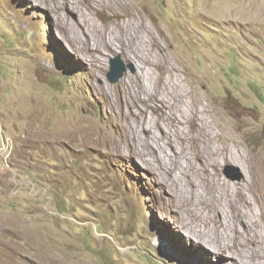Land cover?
<instances>
[{
	"label": "rangeland",
	"instance_id": "obj_1",
	"mask_svg": "<svg viewBox=\"0 0 264 264\" xmlns=\"http://www.w3.org/2000/svg\"><path fill=\"white\" fill-rule=\"evenodd\" d=\"M107 4L94 26L84 0H0V264H264V225L233 223L221 191L215 213L201 182L192 189L185 181V160L172 166L160 133L138 130L135 150L122 147L126 157L82 146L93 129L122 139L117 94L139 71V60L122 54L107 15L133 10L159 36L186 89L222 106L237 119L245 152L264 156V0ZM126 22L135 34L137 19ZM102 30L114 46L104 43L94 53ZM104 92H111L114 108ZM143 109L139 103L133 126H141ZM74 113L92 124H81L85 137L48 145L50 133L71 127ZM213 123L222 133L221 117ZM145 140L157 144L143 146ZM157 147L164 169L157 163L151 170L145 162L156 158ZM229 166L235 180L226 175ZM220 174L238 184L247 177L235 162L222 161ZM213 220L224 228L214 231ZM224 245L233 252L221 251Z\"/></svg>",
	"mask_w": 264,
	"mask_h": 264
},
{
	"label": "bare ground",
	"instance_id": "obj_2",
	"mask_svg": "<svg viewBox=\"0 0 264 264\" xmlns=\"http://www.w3.org/2000/svg\"><path fill=\"white\" fill-rule=\"evenodd\" d=\"M84 1L86 3L85 7H87L89 11L88 23L94 26L97 25L94 16L104 13V9L102 8L103 2L108 3L107 7L114 6V0ZM116 15H120L124 20L117 19ZM107 16L110 18L111 25L115 24L114 28L118 30V35L115 36V39L119 41L122 46V54L127 60L134 61V58L136 61L139 60V64L135 62L137 63L136 65L139 71L131 76L129 82H125L123 87L118 90V105L116 107L112 102L114 99L112 100L109 95L112 91L109 94L106 92L103 93L108 101L112 100L111 104H109L110 107H115V111L117 114L119 113V115H117L118 120L116 126L122 134V139L110 137L105 135L107 132L102 133L100 130L93 129L94 132L92 131L90 136L88 135L87 139H84V144L82 146L88 148L89 145V147L106 149V154L111 157L114 155L126 157L127 155L122 150V147H130L131 152L135 150L137 141L136 132L138 130L145 135H151L150 137L155 136L156 132H158L161 134L158 140L159 145L161 146V143H163L164 147L171 151V155L167 156L172 166L177 164L180 159L185 160L186 165L181 172L184 179H186L185 181H187L192 189L196 188V182L198 180L201 182L198 186L200 188L202 187L204 191L203 195L208 199H205V202L208 201V206L214 208L215 213L218 212L216 207L220 199L217 194L221 191L222 194L220 193V196L226 198L225 200L230 203L232 213V218L230 219L233 223L237 221L243 222L244 219H248L253 224L264 225V156L259 152H255L251 155V153H246L242 148L244 133L237 132V128L235 127L237 119L228 115L225 110L223 111L222 106L216 109L215 102L205 97L204 93L195 91L194 95L193 92L186 89L182 81L183 75L180 74L181 72L179 69L175 68L176 62L169 56L168 50L162 45V42H160L159 36L157 37V34L155 35L152 29L151 31L149 30L148 23L142 20V18H139L136 11H124L122 13ZM128 18L137 19L135 34L129 35L131 25L126 22ZM78 26L84 30L83 25L78 24ZM168 32L171 31L168 30ZM100 36L102 40L101 46L91 48L94 53L102 51L104 43L111 49L114 46L112 41H105L107 38L106 31L102 30ZM141 40H143V42ZM169 46L170 45H168V47ZM94 56L96 57V55ZM100 65H98V67ZM189 69L191 68L189 67ZM139 103H141V105L143 104L145 109L139 110L137 119H142V123L140 127H135L133 126L132 118L136 117V109H138ZM217 116L221 117V122L223 123L222 133H218L214 128L213 122L217 120ZM86 118L87 117L80 116L78 113H74V121L72 120L73 123L71 127L62 126L58 132H55L56 137H53L50 133L48 145L49 143L58 145L66 140L69 144H72L77 136L84 135L83 133H85L86 130L81 124L88 122ZM149 121L150 125H148ZM86 124L92 125L89 123ZM155 138L157 137L155 136ZM221 141H223V144L218 145ZM141 142H143V140H141ZM151 142L153 145L157 144L155 140H145L143 146L146 144L151 148ZM229 143H232V145ZM155 151L156 158L150 160V158L146 159L145 157L147 161L145 165L152 170L158 163L159 167L164 169L165 163H163L161 159L158 147ZM222 161L225 163L235 162L241 164L247 174L245 181L238 184L223 178L220 174ZM165 170L170 174L173 173L172 168L168 167L167 169L165 168ZM192 170L196 172L197 179L193 176ZM259 211L260 213H258ZM213 224L214 225L211 226L214 227V231H219L222 227L224 228L221 222L213 220ZM211 226L209 225V227ZM219 240L220 238L215 241L219 243ZM250 243L257 244V240L250 239ZM221 251L225 253L233 252V247L224 245L221 247Z\"/></svg>",
	"mask_w": 264,
	"mask_h": 264
},
{
	"label": "water",
	"instance_id": "obj_3",
	"mask_svg": "<svg viewBox=\"0 0 264 264\" xmlns=\"http://www.w3.org/2000/svg\"><path fill=\"white\" fill-rule=\"evenodd\" d=\"M120 66H121V68L123 69V71H126V69L124 68L122 62H120ZM122 66H123V67H122ZM115 68H116V66H115ZM120 72H121V71H120ZM121 73H122V72H121ZM121 75H123V74H121ZM233 170H235V169H233V167H230V166L227 167V169H226V175H227L229 178L235 180L236 177L231 173V171H233ZM242 178H243V176L240 174L239 177H238V179L241 180Z\"/></svg>",
	"mask_w": 264,
	"mask_h": 264
}]
</instances>
